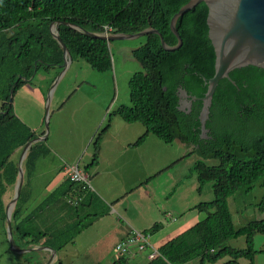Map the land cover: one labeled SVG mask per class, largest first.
I'll return each instance as SVG.
<instances>
[{
  "label": "trees",
  "instance_id": "trees-1",
  "mask_svg": "<svg viewBox=\"0 0 264 264\" xmlns=\"http://www.w3.org/2000/svg\"><path fill=\"white\" fill-rule=\"evenodd\" d=\"M188 1L0 0L1 223H5L3 197L17 178V166L12 157L27 142L43 135H37L16 117L9 98L31 84L38 73L48 76L55 70V78L62 69L63 50L50 34V25L59 23L58 35L71 62L81 60L102 74L111 70L108 44L79 33L71 26L94 34H102L104 26L111 28L113 34H133L150 28L173 47L177 40L169 29V22ZM207 13L205 4L200 3L177 20L182 46L176 51H164L156 34L143 37L144 44L133 51L143 72L129 79V106H119L108 114L107 124L92 142V159L85 167L88 171L97 163L102 136L109 130L114 117L145 128L144 135L130 145L132 148L142 145L151 135L164 144L178 140L191 148L189 154L198 157L190 169V173L197 176L198 192L205 184L212 183L213 200L195 207L206 217L156 249L159 256L145 264H192L194 261L215 264L225 257L230 261L224 264H239L240 259L254 264V257L264 254V248L255 250L253 244L255 235H264V220L251 221L236 229L228 206V199L239 191L249 193L260 181V186L264 187V69L251 66L236 69L229 74L234 85L227 80L218 83L206 123L208 140L199 139V101L193 103L189 114L177 110L178 87L189 96L201 98L206 92L203 79L208 80L214 74V53L207 37ZM45 142L33 144L24 160L25 183L11 215L13 245L22 248L42 242V246L57 253L86 227L87 218L91 222L100 213L81 217L85 196L89 205L91 195L87 187L82 189V185L71 182L68 177L34 209L26 208L25 195L30 191L35 165L49 153ZM207 160H216L218 165L208 166L204 163ZM71 196L77 199L75 206L65 204ZM59 203H62L59 210L67 209V213L57 217L52 211L51 218L55 221L44 228L38 227L36 222L46 210ZM263 208L264 195L258 210L262 212ZM159 228L160 225L155 224L145 233L153 235ZM239 237L245 239L244 249L227 245L228 241ZM41 263L40 260L26 262ZM112 264L128 262L125 257H119Z\"/></svg>",
  "mask_w": 264,
  "mask_h": 264
},
{
  "label": "crops",
  "instance_id": "crops-1",
  "mask_svg": "<svg viewBox=\"0 0 264 264\" xmlns=\"http://www.w3.org/2000/svg\"><path fill=\"white\" fill-rule=\"evenodd\" d=\"M127 41L132 40L117 42L116 52L134 59L133 51L139 46L131 47L125 43ZM55 73V70H51L49 75ZM90 89L91 86L86 83L75 89L81 94L79 97H74L73 94L74 96L56 101L57 111L63 112L67 110L68 101L73 100L74 105L70 107L69 113L79 117L73 127L67 130H56V142L53 141L52 146L47 143L49 137L46 136V147L49 153L41 158L44 163H36L30 180L31 191L35 176L53 177L55 186L50 191L43 190L41 202L67 179L69 170L73 166L78 165L88 177L90 204L87 205V196H85L86 204L80 212L81 217L88 213H100V216L91 222L90 218H87L86 227L74 237L71 243L57 252L59 253L57 260L61 264H95L98 258L104 261L108 254L112 255L115 245L131 231L145 233L155 224L160 225V228L150 235V244L158 249L167 241L202 221L206 215L195 210V207L200 203L213 200L212 183L205 184L201 192H198L197 176L195 173H190L198 157L195 154H189L191 148L178 140H174L171 144H164L157 138L153 139L151 135L145 138L142 145L132 148L130 145L144 135L145 128L140 124L124 123L117 117L112 118L109 130L102 136L97 163L85 171V167L92 159V151L89 153L88 150L89 146H92V142L100 132L102 122L106 121L105 116L119 107L115 93L109 102L102 103ZM127 101L129 102V95ZM120 106L127 105L123 103ZM61 139L63 141L59 143ZM73 141L75 145H70ZM56 144L59 146L58 149L55 147ZM172 144L176 146L174 152L170 149ZM52 155L60 163H54V157H50ZM83 157L84 159L87 157L86 162L80 163ZM204 163L208 166L218 165L216 160H207ZM58 206L47 209L36 225L40 228L51 225L55 221L53 217L51 218L54 216L52 211L57 217L67 213V209L59 210L61 206ZM235 228L238 229V227ZM153 239L159 242L156 247L152 243ZM69 248L84 250L74 252L76 260L71 262ZM139 255L141 254L130 256L127 259L128 264H145L147 255L144 259H138ZM118 258L113 256L112 262L107 263L112 264ZM256 258L257 256L254 257V264H257ZM241 260L244 259L238 260L239 264ZM228 261H230L228 257L219 260L220 264ZM244 261L248 264L247 260Z\"/></svg>",
  "mask_w": 264,
  "mask_h": 264
},
{
  "label": "rangeland",
  "instance_id": "rangeland-1",
  "mask_svg": "<svg viewBox=\"0 0 264 264\" xmlns=\"http://www.w3.org/2000/svg\"><path fill=\"white\" fill-rule=\"evenodd\" d=\"M125 43L131 47H137L144 43V39L138 38L136 40H132L129 42L127 41ZM116 47L117 42L108 43V50L111 57V70L106 73L100 74L95 72L89 67V65L81 60H75L70 63L59 79L58 76L61 73V70L55 78L54 74H51L49 77H47L43 73H38L32 81L31 86L30 84L23 86L13 96L12 106L13 112L16 117H18V119L23 124L33 130L37 135L43 133L44 136L49 137V142L47 141V143L52 146L51 143L56 140V130H67L73 127V125L77 121V118L79 117V115L72 116V114L69 113L70 107L74 105L73 100L70 99L68 101L66 106L67 110L63 112L57 111L58 106H55L56 101H58V99L60 101V98H67L74 95V97H79L81 94L75 91L77 87L84 86L86 83H88L91 86L90 91L95 93V95H97V98L101 100L102 103L109 102L113 98V95L115 93L116 98H118V106L123 103L128 106L129 102L127 101V98L129 95V79L135 73L143 72V68L136 59L134 60L133 58L126 56V54H120L116 52ZM49 100L50 105H48ZM107 116H105L106 121L102 122L101 129L107 124ZM73 133H75V131ZM151 137H153V139H156L154 136ZM62 141L63 139H61L59 143H61ZM70 145H75L74 141L70 143ZM172 145L173 146H171L172 148L170 149H173L172 151L174 152L176 146L175 144ZM55 147H59L58 144H56ZM88 150L90 153V151H92V146H89ZM20 155L21 150L15 153L12 157L13 162H15L17 167L20 160ZM50 157H54V163H60L59 160L56 161V157L54 155ZM86 159L87 157H85V159L83 157L80 163H85ZM43 161L44 160L39 159L37 163H44ZM23 164L24 160L22 161V167ZM52 180H54L52 176H35V178L33 179L31 191H29L25 195V200H27L28 202L26 208H31V210L34 209L40 202V198H42L44 194L43 190L46 189V191H50L51 189H53L55 184ZM24 183L25 179L23 177L22 187L24 186ZM260 184L261 181L258 182L253 190L249 193H243L242 191H239L233 197L228 199V206L232 214V220L235 227H242L251 221L264 220V208L262 212L258 210V204L260 203L261 198L264 195V187L260 186ZM14 193L15 183L11 187H8L6 190V193L3 197L5 206H7L12 201ZM65 204L68 206H75L77 204V199L72 196L68 197ZM11 227L13 236L12 222ZM5 229L6 222L4 224L0 222V264H26V262L28 261H31L33 263L35 260H40L42 262L41 264L47 263L50 258V252L45 249H40V247H42V242L38 243L36 246L23 245L22 248L15 246L11 248ZM152 243L155 247L157 244H159V242L155 241V239L152 240ZM253 244L255 250L263 249L264 235H255ZM227 245L235 249H244L245 239L244 237H239L237 239L228 241ZM14 248L24 250L35 248L37 250L18 253L14 251ZM69 250V259L71 262H73L74 260H76L74 252H81L84 249L76 250V248H69ZM112 255L114 257H117V254L114 250L112 251ZM112 255L108 254L107 259H105L104 261H100L98 258L95 264H108V261L112 262ZM146 255V252H143L137 258L144 259ZM58 256L59 253L55 254L50 264H56L58 262ZM256 256L257 264H264V254L258 253ZM30 257L32 259H30ZM193 263L197 264L196 261H194ZM215 264H220V262L218 261ZM241 264H247V262L241 260Z\"/></svg>",
  "mask_w": 264,
  "mask_h": 264
},
{
  "label": "water",
  "instance_id": "water-1",
  "mask_svg": "<svg viewBox=\"0 0 264 264\" xmlns=\"http://www.w3.org/2000/svg\"><path fill=\"white\" fill-rule=\"evenodd\" d=\"M200 3L205 4L208 10L206 18V25L208 28L207 37L214 53V74L208 80L203 79L206 84V92L203 97L196 98L194 96H189L181 87L176 89V97L177 110L185 114L191 112L194 102L199 101L201 103L197 118L200 132L199 139L208 140L210 137L208 136L209 130L206 128V123L209 120L212 97L218 83L221 80H227L234 85V82L229 78V74L236 69H242L249 66L264 69V0H189L185 5L180 7L170 19L169 29L177 40V44L173 47L168 46L160 34L156 30L150 28L133 34L112 33L105 35L83 31L74 26L71 27L79 33L101 39L107 44L110 42L135 40L143 38L148 34H156L159 36L162 49L167 52H173L182 46V39L176 29L177 20ZM58 24L59 23L50 25L49 31L53 39L63 50V64L61 73L58 76L59 79L71 63V57L58 35ZM12 99L13 98L10 95V104L12 103ZM45 138L46 136H44V134L38 136L27 142L21 150L20 160L17 167L14 197L7 206L4 205L6 222L5 230L11 248L14 247L11 215L23 185L24 170L22 167V161L25 160L30 147L35 143L43 142ZM10 207H13L12 210H10ZM40 249H45L50 252V258L46 263L50 264L56 252L50 247L45 246L40 247ZM35 250L37 249L32 248L24 250L14 248V251L18 253Z\"/></svg>",
  "mask_w": 264,
  "mask_h": 264
},
{
  "label": "built area",
  "instance_id": "built-area-1",
  "mask_svg": "<svg viewBox=\"0 0 264 264\" xmlns=\"http://www.w3.org/2000/svg\"><path fill=\"white\" fill-rule=\"evenodd\" d=\"M102 34H112L111 28L104 26ZM68 179L71 182L82 185L84 187L89 186L87 175L79 168L78 165L70 168L68 173ZM114 251L117 254V257H125L128 259L133 254H141L143 252H148L147 261L153 260L159 256L157 250L150 244V235L133 230L127 235L123 240L118 242Z\"/></svg>",
  "mask_w": 264,
  "mask_h": 264
},
{
  "label": "bare ground",
  "instance_id": "bare-ground-1",
  "mask_svg": "<svg viewBox=\"0 0 264 264\" xmlns=\"http://www.w3.org/2000/svg\"><path fill=\"white\" fill-rule=\"evenodd\" d=\"M13 207H10V210H12Z\"/></svg>",
  "mask_w": 264,
  "mask_h": 264
}]
</instances>
